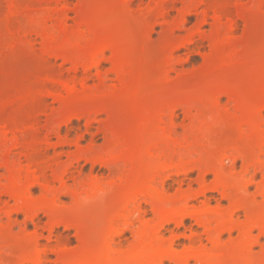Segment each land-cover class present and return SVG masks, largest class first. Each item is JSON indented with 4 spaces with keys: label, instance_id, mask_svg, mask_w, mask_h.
<instances>
[{
    "label": "bare ground",
    "instance_id": "bare-ground-1",
    "mask_svg": "<svg viewBox=\"0 0 264 264\" xmlns=\"http://www.w3.org/2000/svg\"><path fill=\"white\" fill-rule=\"evenodd\" d=\"M146 1L0 4V170L5 173L0 218L5 231L18 230L24 245L21 252H3L2 259L17 264H48L49 255L57 264L264 259V216L246 197L258 174L255 196L264 197V139L253 138L254 122L264 113V0ZM35 5L45 7L42 17L29 19ZM172 10L176 16L168 20ZM190 17L195 23L186 27ZM51 19L56 27L61 22V36L74 33L76 40L47 36ZM239 22L243 27L235 36ZM204 25L208 33L201 31ZM156 26L161 31L153 41ZM33 36L42 42L38 48ZM195 36L207 42L209 53L202 66L187 70L188 54L179 52L198 47ZM73 121H83L84 130L77 128L70 137ZM94 123L101 145L90 134ZM97 167L108 176L94 175ZM191 174L194 179H188ZM168 182L174 192L166 189ZM34 188L41 192L38 199L32 198ZM80 190L87 196L81 198ZM208 194L219 196L214 206ZM145 207L151 224L144 219ZM40 215L46 218L43 226ZM187 219L202 233L185 227ZM143 226L151 228L150 249ZM59 227L73 231L76 247H69L66 236L51 239ZM126 234L131 241L123 246ZM224 236L228 241L222 242ZM179 239L187 245L177 251Z\"/></svg>",
    "mask_w": 264,
    "mask_h": 264
},
{
    "label": "rangeland",
    "instance_id": "rangeland-1",
    "mask_svg": "<svg viewBox=\"0 0 264 264\" xmlns=\"http://www.w3.org/2000/svg\"><path fill=\"white\" fill-rule=\"evenodd\" d=\"M242 1V3H246L247 4V2H249L248 0H241ZM0 4L2 5V6H7V0H0ZM143 2H147L146 0H143ZM76 3L74 2V1H72L71 2V5L73 6V5H75ZM37 7H40V9L38 8H36V5L35 6H33L32 8H33V10L31 11V9L30 10H28V12H30L32 15H31V17L29 18V19H31V18H33L34 16L33 15H37L38 13H40L41 11L40 10H42V9H44L45 7H43V6H37ZM135 7V6H134ZM133 7V8H134ZM176 7L177 8H179L180 6H179V4H177L176 5ZM34 8H35V10H34ZM42 8V9H41ZM52 8H56V6L55 5H53L52 6ZM37 10H39V12L37 11ZM53 10V9H52ZM55 10V9H54ZM53 10V11H54ZM34 11H37V13L36 12H34ZM45 11L43 10V13H44ZM25 13H27V12H25ZM30 13H27V15L28 16H30L29 14ZM42 13H40V14H38V17H36V18H39V16H40V18L42 17V15H41ZM54 18H57V16H56V14H55V11H54ZM33 16V17H32ZM175 16H176V13H175V11L174 10H172L170 13H169V16H168V20H173L174 18H175ZM26 17V16H25ZM69 17L70 18H73L74 16L71 14V15H69ZM28 18V17H27ZM36 18H34V19H36ZM36 20H38V19H36ZM52 20V21H51ZM50 21L49 20H47V29L46 30H48V31H46L45 30V34L47 35L48 33H50V35L49 36H52V34H53V37H59V36H61V31H65V29H63L62 27H60L59 28V26H61V22L58 24L57 22H56V24L58 25L57 27L55 26V25H53V19H51ZM56 20V19H55ZM195 20H194V18L193 17H190V18H188V23H187V25H186V27H190V26H192L195 22H194ZM52 22V23H51ZM211 21H209V23H210ZM51 24V25H49V24ZM55 23V22H54ZM67 25L69 26V29L72 27V26H74L73 25V22L71 21V20H68V22H67ZM72 25V26H71ZM238 26V28H237V33H235V36H239L240 35V29H242V27H243V24L241 23V22H239L238 24H237ZM51 26V27H50ZM52 26H53V28H52ZM50 27V28H49ZM57 28V29H56ZM54 31V32H49V31ZM54 29V30H53ZM71 30V29H70ZM68 31V32H71V31ZM55 31H58L59 32V34H58V32H55ZM72 31H74V30H72ZM161 31V28L159 27V26H156V27H154V32H153V34H152V36H151V40H153V41H156V39H157V37H158V33ZM201 31L202 32H204V33H208L209 31H210V27L208 26V25H204L202 28H201ZM47 32V33H46ZM74 32H76V31H74ZM56 34V35H55ZM64 33L62 32V35H63ZM70 34V33H69ZM69 34H64L63 36H61L60 37V39H61V41H62V39H63V41L65 40V37L67 38L66 39V41H68V40H70V42H73L72 41V37H74L73 39L74 40H76V36H74V33H72V34H70V36H69ZM66 35V36H65ZM178 35H183V33H179ZM48 36V35H47ZM55 37V38H56ZM57 40H59V38H56ZM194 40L195 41H198V47H190L189 48V51H184V50H182L181 52H179V54L180 55H183V56H186L187 54H188V62L187 63H185V66H184V68L185 69H187V70H189V69H194V67H196L195 69H197V67H200V66H202L203 64V59L205 58V56H207L208 55V53H209V49H208V45H207V42H205V41H203V40H201L198 36H195V38H194ZM33 41H35V42H33V45H34V47L36 46V48H38L39 46H40V39L39 38H37V37H35V36H33ZM60 41V40H59ZM38 43V44H37ZM42 43V42H41ZM159 61V60H158ZM160 62V61H159ZM93 83H91V81H89V85H92ZM185 87V86H184ZM184 90V89H186V88H181V90ZM188 89V88H187ZM225 104V100H222L221 101V105H224ZM53 107H55V106H53ZM178 115H179V118L176 120V123H179L180 124V122H181V114H180V112H178L177 113ZM261 117V116H260ZM41 120H43V118H41ZM40 125H43V122L41 121L40 122ZM84 122L83 121H81V122H78V121H73L72 122V124H71V132H70V134H69V136L70 137H72L73 135H74V131H75V129H77V128H79V129H81V130H84ZM96 128H97V125L94 123V124H92V126H91V128H90V134H95V144L96 145H101L102 143H103V139H102V137H101V135L100 134H96ZM245 130H247V129H245ZM181 129L179 128V129H177V131H176V135H177V138H179L180 136H181ZM254 136H253V138H255V139H258V141L259 140H262V139H264V113H263V115H262V117H261V119L260 118H258L255 122H254V134H253ZM179 136V137H178ZM90 140V136L89 135H85V137H84V141H83V143L84 144H86L88 141ZM54 141V140H53ZM82 143V144H83ZM83 144V145H84ZM65 151L66 150H68V149H64ZM16 152H14V154H15ZM14 154L13 155H11L10 156V158H11V161L16 157V156H14ZM16 155V154H15ZM49 155H51V153L49 154ZM260 156H261V159L263 160V163H264V156L263 155H261L260 154ZM263 156V157H262ZM260 158V157H259ZM261 159H259V160H261ZM63 160H64V158H63ZM14 162V161H13ZM262 162V161H261ZM12 163V162H11ZM15 163H13V165H14ZM81 165H83V164H81ZM15 166V165H14ZM15 167H13V169H14ZM89 168H90V166L87 164V165H85L84 167H83V173L84 174H88L89 173ZM18 170V168L16 167L15 169H14V172H15V170ZM235 171L236 172H238L239 173V171H240V162H238L237 164H236V167H235ZM18 172V171H17ZM15 174H17L16 172H15ZM95 174H98V175H102V176H104V177H106V176H108V172L105 170V169H102V168H96L95 170H94V175ZM3 175H5V173L2 171V170H0V176H1V178H2V176ZM195 178V174H191V175H189L188 176V179H194ZM208 181H210L211 180V176H208ZM260 180H261V178H260V175L258 174V176L255 178V180H254V182H255V184L254 185H252V186H249V188H248V190L246 191V197H248L247 199L248 200H250L251 202L253 201V202H255V204L256 205H258L259 207H260V210H259V212L264 216V197L262 198V197H257V196H255V192H256V184L257 183H259L260 182ZM184 183L186 184V183H188V180H184ZM70 184H72V182H70ZM176 186L172 183V182H168V184L166 185V189L167 190H169V191H171V192H174V188H175ZM85 190V189H84ZM84 190H80V195H81V198H83L86 194H87V190L86 191H84ZM41 196V192L39 191V189L38 188H34L33 190H32V198L33 199H38L39 197ZM87 196V195H86ZM212 201H211V205L212 206H214L215 205V203H214V200H216V199H219V196L217 195V194H208L207 195ZM246 199V200H247ZM4 200H8V199H5L4 198ZM200 200H203V199H200ZM63 202L65 203V204H69L70 203V200L69 199H63ZM193 205H195V204H197V203H195V202H193L192 203ZM223 206H226V203L225 202H222L221 203ZM144 210H146L147 211V214L145 215V221L147 220V222L149 223L150 222V224L152 223V221L151 220H153V216H152V214H150V209L148 208V207H145L144 208ZM39 218H40V226H43L44 225V223L46 222V218L43 216V215H40L39 216ZM102 219V218H101ZM107 219V218H106ZM135 219V218H134ZM133 219V220H134ZM17 220H18V222L19 223H23L24 222V220H25V217L24 216H22V215H20V216H18V218H17ZM107 221H110V219H107ZM6 223V220L4 219V218H0V231H1V235H0V240H1V244H2V247L0 248V264H17V262L15 261V260H6V259H2L1 258V254H3V252H21L22 250H21V248H23V242L22 241H19V236H18V230L17 229H15L12 233H8L7 231H5L4 230V226L6 225L5 224ZM133 229H135V230H137L140 226L138 225V222L135 220V221H133ZM139 226V227H138ZM184 226L185 227H187V228H189V227H193V229L194 230H197L199 233H202V231H201V229H199V228H196V226H194V223L191 221V220H189V219H187V220H185V222H184ZM143 227H145V226H143ZM148 228H144V231H145V233H144V239H145V241H144V243H146V240H147V243L146 244H144V245H147L148 246V241L149 242H151L153 239V237H152V234L150 233V231L148 230V229H150L151 230V228L149 227V226H147ZM142 228V227H141ZM167 229L168 230H173L174 228H173V226H169V227H167ZM29 230H31V228H29ZM176 233H182L183 232V229L182 228H180L179 230H177V231H175ZM151 234V235H150ZM257 233L256 232H254V235H256ZM43 235L44 236H48V234H47V232H43ZM58 236H66V237H68V239H69V241H70V244H69V247L70 248H74V247H76L77 246V244H76V241H75V239L73 238V231H64L63 230V228L62 227H59V228H57L56 230H55V232L53 233V236L51 237V239L52 240H55V237H58ZM167 236V235H166ZM203 238H204V236H203ZM232 238L233 239H235L236 238V234H233L232 235ZM18 239V240H17ZM127 239L128 240H130L131 241V239H130V235L129 234H126L123 238H121L120 239V242H121V245H126L127 244ZM150 239V240H149ZM226 241H228V237L227 236H224L223 238H222V242H226ZM43 243H45V242H43ZM203 243L206 245V249L208 250V252H212V249H211V246H210V244H208L206 241H203ZM261 243H264V239H261ZM151 244L152 245H150V246H148V248L150 249L151 247H153V245H154V243H152L151 242ZM187 245V241L186 240H184V239H179L177 242H176V245H175V247H174V249L175 250H177V251H180V250H182V248L184 247V246H186ZM118 245H116L115 246V249H116V251L115 252H117V250H118V248H116ZM148 250V249H147ZM149 251V250H148ZM256 251H259V249H256ZM114 252V251H113ZM255 254H257V253H259V252H254ZM48 259H49V261H50V263H48V264H57V263H53V261L55 260V256H53V255H49V257H48ZM259 262L257 263V264H264V259L263 260H258ZM165 264H168V263H165ZM189 264H194V262H190Z\"/></svg>",
    "mask_w": 264,
    "mask_h": 264
}]
</instances>
